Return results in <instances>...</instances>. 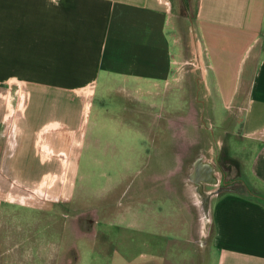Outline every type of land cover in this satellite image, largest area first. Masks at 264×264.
I'll return each mask as SVG.
<instances>
[{"label":"crops","instance_id":"crops-1","mask_svg":"<svg viewBox=\"0 0 264 264\" xmlns=\"http://www.w3.org/2000/svg\"><path fill=\"white\" fill-rule=\"evenodd\" d=\"M192 5L195 0H0V81L12 77L28 87L19 136L0 131L13 148L0 152V170L7 163L45 165L35 154L42 144L65 151V162L73 149L67 134L77 143L87 135L86 88L87 118L98 94L150 108L167 102L173 109L184 78L179 63L197 52L193 27L204 56L201 75L189 77L194 101L221 125L236 119L222 133L254 142L244 173L250 185L264 186V0H197L194 13ZM99 125L92 121L94 128ZM88 138L99 145L98 136ZM195 162L204 170L210 162L217 177L215 164L201 155L191 163L188 179L202 193L203 184L211 182L194 180ZM238 186L215 194L217 264H264V203ZM4 200L1 191L0 210Z\"/></svg>","mask_w":264,"mask_h":264},{"label":"rangeland","instance_id":"rangeland-1","mask_svg":"<svg viewBox=\"0 0 264 264\" xmlns=\"http://www.w3.org/2000/svg\"><path fill=\"white\" fill-rule=\"evenodd\" d=\"M196 5L197 0L192 13ZM194 30L190 37L197 52L179 63L184 78L173 109L167 102L150 108L98 94L87 118L86 88L87 135L77 143L67 134L73 149L64 154L65 162V151L42 144L35 154L45 165H3L0 264H217L211 215L216 192L237 183L264 203V186L250 185L244 173L254 142L222 133L236 119L221 125L194 101L189 77L198 78L204 63ZM27 88L12 77L0 81V131L8 137L19 136ZM93 120L101 125L94 128ZM7 134L0 135V152L13 150ZM91 134L100 138L99 145L90 144ZM199 155L213 161L219 178L204 183L202 193L188 179ZM236 176L242 180L231 181Z\"/></svg>","mask_w":264,"mask_h":264},{"label":"bare ground","instance_id":"bare-ground-1","mask_svg":"<svg viewBox=\"0 0 264 264\" xmlns=\"http://www.w3.org/2000/svg\"><path fill=\"white\" fill-rule=\"evenodd\" d=\"M200 161H202V160H200ZM204 163H206V162H204ZM193 165H194V171H192V173H194L195 175H197L198 176L197 178H200V182H201V180L202 181H206V182H212V179L214 177L216 178V176L214 175V173H212V175H210L208 173V165H207V163H206L207 166H205V170H204V168H200V165L201 164H197V162L193 163Z\"/></svg>","mask_w":264,"mask_h":264},{"label":"water","instance_id":"water-1","mask_svg":"<svg viewBox=\"0 0 264 264\" xmlns=\"http://www.w3.org/2000/svg\"><path fill=\"white\" fill-rule=\"evenodd\" d=\"M206 163L208 165V173L210 175H212V173H213V166H212V164L210 162H206ZM191 174H192L193 177L195 176L194 173H191ZM194 180L200 183V178H194ZM216 182H217V177L216 178L214 177L212 179V182L211 183H216ZM200 189H201V187H200Z\"/></svg>","mask_w":264,"mask_h":264},{"label":"flooded vegetation","instance_id":"flooded-vegetation-1","mask_svg":"<svg viewBox=\"0 0 264 264\" xmlns=\"http://www.w3.org/2000/svg\"><path fill=\"white\" fill-rule=\"evenodd\" d=\"M193 160H196V158H195V159H193Z\"/></svg>","mask_w":264,"mask_h":264}]
</instances>
